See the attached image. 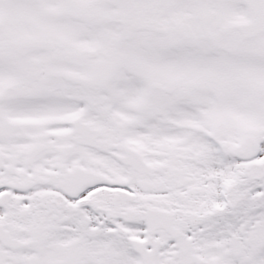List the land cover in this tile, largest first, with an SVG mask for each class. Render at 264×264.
<instances>
[{"label":"snow or ice","instance_id":"obj_1","mask_svg":"<svg viewBox=\"0 0 264 264\" xmlns=\"http://www.w3.org/2000/svg\"><path fill=\"white\" fill-rule=\"evenodd\" d=\"M0 264H264V0H0Z\"/></svg>","mask_w":264,"mask_h":264}]
</instances>
